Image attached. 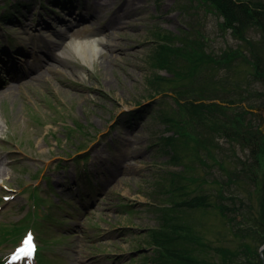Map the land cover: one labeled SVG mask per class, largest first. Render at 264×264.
Returning <instances> with one entry per match:
<instances>
[{
  "label": "rangeland",
  "instance_id": "1",
  "mask_svg": "<svg viewBox=\"0 0 264 264\" xmlns=\"http://www.w3.org/2000/svg\"><path fill=\"white\" fill-rule=\"evenodd\" d=\"M10 1L20 8L12 21L0 17V261L18 242L13 233L19 240L27 224L42 264H152L162 251L150 231L169 232L174 222L214 246L252 243L240 235L247 230L260 236L250 225L259 213L264 155L253 166L252 182L245 169L253 162L250 148L214 131L204 111L193 113L187 105L191 98L219 101L208 65L191 74L179 52L180 75L162 94L150 95L157 38L174 42L197 27L211 55L240 44L208 0H57L66 2L68 14L50 9L53 0H42L48 8L38 0ZM92 36L103 39V53L83 60L71 42ZM236 64L229 79L242 89L251 69ZM259 113L264 132V108ZM172 132L174 142H165ZM88 154L84 174L75 162ZM35 186L40 191L33 194ZM194 195L206 206L176 204ZM33 201L38 207L30 216ZM217 203L236 221L222 216ZM45 204L46 211L39 207ZM201 249L209 264H220L211 248Z\"/></svg>",
  "mask_w": 264,
  "mask_h": 264
},
{
  "label": "trees",
  "instance_id": "2",
  "mask_svg": "<svg viewBox=\"0 0 264 264\" xmlns=\"http://www.w3.org/2000/svg\"><path fill=\"white\" fill-rule=\"evenodd\" d=\"M208 5L212 6L213 11L222 18V27L229 29L234 37L240 41V44L235 48L228 46L218 55H211L203 50L199 41L202 39L201 32L197 27L194 28L193 35L191 32L190 34L184 33L179 39L175 38L174 42L173 40H167V38H157L159 42L154 49L153 57L149 58L150 65L154 67V70H152L153 76L148 80L151 83L149 88L152 94L150 95L162 94L163 91H166L164 89L168 80L180 75L181 71L179 72V67L175 65V62H177L175 56L179 52L183 57L185 56L184 62L187 63L185 68L188 66L191 74H197L199 68L208 65L207 73L211 93L218 96L219 101L205 102L200 100L197 102L194 98H191L187 105L192 108L191 112L193 113L204 111L202 114L208 115L214 126V131L222 133L240 146L250 148L249 154L253 162L245 169L249 171L248 178L255 182L256 172L253 166L255 165L256 169L260 163V156L264 155V132L259 128L260 121L263 119L259 111L264 108V2L260 0H208ZM17 8H19V5L16 6ZM3 18L9 19L10 15L4 14ZM252 32H257L258 36L253 37ZM237 61L245 62L251 69L248 72L246 81V87H250L251 90L246 87L239 89L236 85L230 83L229 78L235 73ZM222 68H225L224 72L226 71V75H222L223 77L219 75ZM155 69L166 70V73L170 74L168 76V73L163 74ZM205 74L206 72L199 78ZM206 76L202 79L203 84ZM205 85L208 84H204V87ZM226 85L228 87L232 86L226 94L229 96L220 97V93H226L228 88H226ZM170 91L172 97L176 98L177 101H182V96L177 89L170 88ZM197 93L201 96L203 91ZM182 103L186 106L185 101H182ZM252 109H257L258 113L252 111ZM252 120L258 121L253 124ZM171 135L176 134L172 132L165 135L164 141L174 142V137L172 138ZM240 169L244 170L243 167ZM234 171L236 173V169ZM174 178L172 182H174ZM258 194L259 213L256 223H253L250 227L254 226L253 230L256 229L260 236L252 230L240 234L253 238L252 243L256 240L260 243L264 242V177L258 188ZM231 198L234 199L233 196ZM176 204L179 206L184 204L189 207L206 206L204 199L196 195L189 197L183 203L177 202ZM214 207L222 216L231 217L226 212L227 207L223 206L222 203H217ZM231 221H236L233 216ZM168 227L171 229L169 232L166 230L150 231L152 243L161 248L162 251V256L158 252V256L153 258L152 264H169V260L175 262V264H209L211 261L199 254L203 247L211 248L220 260V264H262L258 253L259 246H253L252 243H240L236 248L224 245L214 246L201 241L198 236H194L188 226L184 227V225H177V222H174L168 224ZM182 239L185 242L181 241ZM192 241L193 244H189ZM212 263L218 264L217 262Z\"/></svg>",
  "mask_w": 264,
  "mask_h": 264
},
{
  "label": "bare ground",
  "instance_id": "3",
  "mask_svg": "<svg viewBox=\"0 0 264 264\" xmlns=\"http://www.w3.org/2000/svg\"><path fill=\"white\" fill-rule=\"evenodd\" d=\"M126 10L123 12L124 14H127ZM101 42H103V39L101 37L72 41L71 49L76 54H78L83 60H91L94 56L103 53V48L100 45Z\"/></svg>",
  "mask_w": 264,
  "mask_h": 264
},
{
  "label": "snow or ice",
  "instance_id": "4",
  "mask_svg": "<svg viewBox=\"0 0 264 264\" xmlns=\"http://www.w3.org/2000/svg\"><path fill=\"white\" fill-rule=\"evenodd\" d=\"M25 243H26V248L23 249L22 251H25L28 255H31V253L34 249V246L32 244V238L30 235L28 236V239L26 240Z\"/></svg>",
  "mask_w": 264,
  "mask_h": 264
},
{
  "label": "water",
  "instance_id": "5",
  "mask_svg": "<svg viewBox=\"0 0 264 264\" xmlns=\"http://www.w3.org/2000/svg\"><path fill=\"white\" fill-rule=\"evenodd\" d=\"M264 249V243L262 244V246L260 247V249H259V253H260V255L262 256V250Z\"/></svg>",
  "mask_w": 264,
  "mask_h": 264
}]
</instances>
